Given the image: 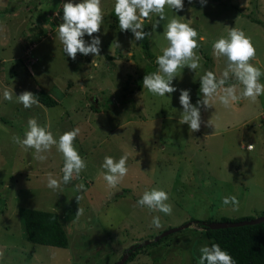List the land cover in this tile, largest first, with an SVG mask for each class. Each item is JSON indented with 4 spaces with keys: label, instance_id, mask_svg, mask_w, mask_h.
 Wrapping results in <instances>:
<instances>
[{
    "label": "rangeland",
    "instance_id": "374dc122",
    "mask_svg": "<svg viewBox=\"0 0 264 264\" xmlns=\"http://www.w3.org/2000/svg\"><path fill=\"white\" fill-rule=\"evenodd\" d=\"M66 2L0 0V264H114L130 245L187 223L162 237L166 240L141 246L127 264H198L200 247L208 246L198 221L264 214V95L256 103L242 100L230 108L218 100L213 108L201 106L200 131L191 133L188 125L178 123L179 90H190L193 104L203 98L200 77L212 71L219 78L226 68L224 58L213 56L212 45L227 37L231 27L251 38L256 58L250 63L264 72V0H206L205 5L184 0L181 12L166 8L167 19L148 37L154 59L144 55L138 41L131 43V32L113 26L115 0H102L104 23L94 34L102 41L101 56L78 54L75 61L56 38ZM52 13L60 16L50 19ZM176 14L199 33L195 51L201 67L195 73L188 68L178 73L173 81L177 92L170 99L167 94L154 96L143 84L138 90L137 79L156 69V57L167 44L162 33ZM156 19L153 15L151 22L145 21L150 31ZM38 26L53 29L38 37ZM84 39L91 40L87 35ZM235 82L230 75L229 83ZM39 87L50 90L57 104L40 102L25 109L16 102L15 94H35ZM5 88L14 91L12 102L3 98ZM29 118L50 126L57 139L65 131L81 129L74 144L87 167L61 190L46 186L48 173L62 177L63 158L55 147L45 153L47 160L39 161L32 150L25 152L12 142L14 135L23 138ZM248 144L254 145L252 151ZM124 154L129 157L128 175L110 189L101 175L104 157L119 160ZM154 188L168 193L172 215L135 207L143 192ZM77 196L83 197L79 203ZM230 196L238 198V211L223 204ZM79 207L84 211L77 217ZM24 208L56 212L69 236L68 246L26 240L20 214ZM156 215L163 224L160 229L150 227Z\"/></svg>",
    "mask_w": 264,
    "mask_h": 264
},
{
    "label": "clouds",
    "instance_id": "9594fccd",
    "mask_svg": "<svg viewBox=\"0 0 264 264\" xmlns=\"http://www.w3.org/2000/svg\"><path fill=\"white\" fill-rule=\"evenodd\" d=\"M191 4L192 0H188ZM201 5L206 4V0H199ZM171 9L178 13L184 10V0H115L114 13L118 19L121 32H131L133 42L142 41L153 33H156L161 21L167 19L165 9ZM61 23L57 26L56 38L62 45V50L71 60L75 61L78 54L84 56H101V39L99 35L104 23V12L102 0H67L62 3ZM60 16V13H55ZM158 17L151 24V31H145V21H152V17ZM184 17L177 14L168 19L162 35L167 42L161 48V53L156 57L155 63L157 70L143 77V87L154 96L167 97L177 92L173 86V81L178 73L185 68L196 72L200 65V56L195 51L200 47L197 40L198 31L190 26V22H182ZM48 32L46 35H49ZM91 38L86 42L84 37ZM200 39H203L202 37ZM116 47H120L115 41ZM213 56L217 59L226 60V68L218 78L212 71H206L200 77V93L202 99H198L195 104L191 102L190 90H179V103L182 106L178 123L188 125L191 133L200 131L202 119L200 108H213L215 101L224 108H230L233 104H239L242 100L256 103L258 98L264 95V83L260 82V77L264 72L254 66L250 61L256 58V48L244 31L231 27L227 37H220L213 45ZM37 59L31 60L32 64ZM95 63V60H92ZM31 66L28 68L31 71ZM98 66V65H97ZM230 75L234 77L235 83H229ZM13 90L7 88L3 91V98L9 102L13 101ZM17 103L22 104L25 109H30L34 105L39 106L40 101L36 95L30 91H24L19 95L15 94ZM209 126L214 125L208 121ZM81 134L79 127L65 131L57 139L50 126H42L36 118H29L23 138L18 135L12 137V142L18 145L23 151L34 152V158L39 161L47 160L45 153H50L55 147L57 152L62 155L63 167L61 168L62 177L54 178L52 173L47 174L46 186L53 191L61 190V185L69 184L72 179L79 178L81 172L86 167V161L81 157L75 147V140ZM248 151H252L254 145H247ZM128 155H122L119 160L112 156H105L101 167L105 170L101 175L107 183V187L115 189L128 175L127 166ZM83 189V185L79 186ZM77 201L83 199L77 196ZM169 195L162 189L145 190L136 201L135 207L147 208L149 212H159L165 215H172L173 206L167 203ZM224 205H232L233 211L239 210V200L236 196L224 197ZM83 208L79 207L76 216L83 215ZM150 227L160 229L163 227L159 215L153 216ZM200 256L198 264H236L234 258L225 250H222L218 243L211 246H202L199 249ZM4 257L0 251V260Z\"/></svg>",
    "mask_w": 264,
    "mask_h": 264
},
{
    "label": "trees",
    "instance_id": "16d2710c",
    "mask_svg": "<svg viewBox=\"0 0 264 264\" xmlns=\"http://www.w3.org/2000/svg\"><path fill=\"white\" fill-rule=\"evenodd\" d=\"M215 1L217 2V0ZM54 14L55 13L48 15L50 19L55 17ZM112 19L113 26L119 27L118 19L116 17H113ZM49 23L52 26L55 25L52 20H49ZM144 27L145 31H150V27L147 24H144ZM36 28L40 29H38V31H35L37 32L38 37L46 35L53 29L52 27H50L51 29L48 30L45 27L40 26L35 27L34 29L36 30ZM138 44L142 48L143 53L147 58H155L154 54L151 53L149 49L148 38L142 41H138ZM154 64L156 67L155 70H147L143 75L139 77V79H137L138 90L141 89L144 75L153 73L157 70L158 66L155 62ZM127 91L130 93L132 92L128 89ZM35 95L36 98L45 106H53L58 102L52 95H50V90H45L41 87H39L37 90L35 89ZM95 110L98 111L99 109L96 107ZM20 214L26 240L35 244H42L46 246L61 248H65L68 246L69 236L64 229L59 215L56 212L33 208H24L22 209ZM250 218L251 216H243L235 219H230L228 217L222 216L220 218V221H239ZM203 222L204 221H198L197 223L201 227L200 231H202V233L204 234L208 246H211L212 243H218L222 250L227 251L234 258L236 264H264V221L251 225H241L225 228H209L204 225ZM209 222L213 221L210 219L205 221V223ZM165 238H160L158 241H153V243L161 242ZM140 250H142L141 247H135L134 249L127 248L126 252H129L130 254L124 264H127L128 261L133 260L135 256L140 252Z\"/></svg>",
    "mask_w": 264,
    "mask_h": 264
},
{
    "label": "water",
    "instance_id": "95a60500",
    "mask_svg": "<svg viewBox=\"0 0 264 264\" xmlns=\"http://www.w3.org/2000/svg\"><path fill=\"white\" fill-rule=\"evenodd\" d=\"M264 221V214H262L261 216L255 217V218H250V219H245V220H239V221H213V222H209V223H205L203 222L204 225H206L209 228H225V227H234V226H241V225H251V224H256V223H260ZM191 223H187L183 226H178V227H172L169 228L165 231H163L162 233H160L159 235L155 236L152 240H145L142 243H137V244H132L128 247V249H134L135 247H141L143 245L149 244L153 241H158L160 238L171 234L183 227H187L189 226ZM129 252L124 253L121 258L116 261L114 264H124L128 257H129Z\"/></svg>",
    "mask_w": 264,
    "mask_h": 264
},
{
    "label": "built area",
    "instance_id": "2783aa9c",
    "mask_svg": "<svg viewBox=\"0 0 264 264\" xmlns=\"http://www.w3.org/2000/svg\"><path fill=\"white\" fill-rule=\"evenodd\" d=\"M30 63H32V61L29 62V65H30Z\"/></svg>",
    "mask_w": 264,
    "mask_h": 264
}]
</instances>
